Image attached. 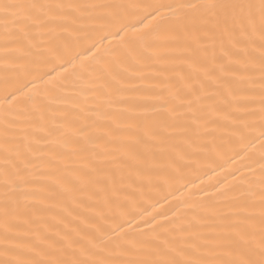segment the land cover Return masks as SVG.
<instances>
[{
	"label": "snow or ice",
	"instance_id": "obj_1",
	"mask_svg": "<svg viewBox=\"0 0 264 264\" xmlns=\"http://www.w3.org/2000/svg\"><path fill=\"white\" fill-rule=\"evenodd\" d=\"M0 264H264V0H0Z\"/></svg>",
	"mask_w": 264,
	"mask_h": 264
}]
</instances>
